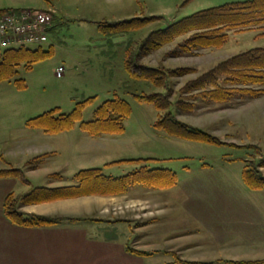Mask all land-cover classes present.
Segmentation results:
<instances>
[{
    "label": "rangeland",
    "instance_id": "obj_1",
    "mask_svg": "<svg viewBox=\"0 0 264 264\" xmlns=\"http://www.w3.org/2000/svg\"><path fill=\"white\" fill-rule=\"evenodd\" d=\"M247 1L252 0H118V4L112 6L98 3L91 5L89 2L74 6L64 2L73 8H64L60 13L58 12L56 18L59 21L54 23L55 27L48 35L47 44L42 46L43 52L52 51L51 56L35 62L30 70L26 69L25 65H21L17 69L15 78L0 83V170L20 169L24 174L30 173L34 185L45 183L47 189L60 185L52 180L46 181V177L59 171L64 170L65 175H70L71 179L77 172L87 169H102L105 175L121 177L139 166L122 164L105 167V165L121 160L151 158L157 159L158 162H147L141 166L171 171L178 182L176 188L180 185L190 188L200 184L205 188L214 180L233 184L237 188L241 182L244 162L250 168L258 170L264 177V167H262L264 166V85L230 86L232 89L239 88L250 93H258L234 94L228 104L227 102L222 105L212 104L208 101L196 104L199 100H194L191 102L194 106L191 112L179 109L177 120L217 138L224 144L223 146L161 138L153 128L158 112L152 105L139 104L131 97L133 94L153 93L154 89L148 82L133 80L127 75L123 69V48L118 45L141 42L151 32L165 28L166 23L180 21L198 12ZM29 5L14 9L34 8V5ZM137 17H160L162 21L120 39L99 30L103 23H118L116 22L118 19L125 18L123 21H129ZM248 29L250 31H244L247 30L244 28L241 29L243 31L238 29L227 31L228 40L220 49L191 51L184 47L187 37H182L150 54L143 63L158 70L180 68V70H189L191 73L187 75L170 79L173 95L168 99V102L181 100L189 103L190 100L177 94L186 83L239 54L253 49H264V27ZM58 67L64 68L61 78L55 76ZM19 81L22 88H19ZM116 98L125 101L131 110L130 117L123 124L124 133L117 137L89 138L81 131L79 124L68 132L54 136L25 127L27 121L44 113L59 109L61 114H69L76 104L91 99L82 111L81 122L86 123L93 120V114L99 106L105 101ZM164 100L159 102L166 104L167 101ZM44 155L48 156L40 162H34L35 158ZM50 157V163L45 164ZM43 163L45 165H42ZM204 164L213 168L211 180L201 174L200 169ZM34 166H41V169L29 172L28 168ZM25 176L28 178L27 174ZM52 177L54 178V175ZM233 186L231 190H235ZM29 187L35 188L33 185ZM9 190L15 196L30 194L29 189L19 181H15L14 185H0V192ZM142 190L140 187L135 189V191ZM178 190L179 188L175 192L177 193ZM152 191L174 192V190ZM18 206L19 212L23 214H36L28 213L27 208ZM45 208L47 209L36 211H48V209L58 211L56 206ZM61 208L70 210L67 211L69 213L79 209L75 204ZM86 209L89 213L95 214L89 217L92 220L103 217L109 223H117L116 218L122 217L116 214L118 207L114 209L112 206H104L101 213H108L106 216L100 214L94 202L89 201ZM51 218L63 221V217ZM139 231H142V228ZM7 236L10 239L9 243H13L11 240L14 238L13 232H9ZM16 239H20L18 240L20 243L27 242L25 237H16ZM26 249L22 251L23 256L11 259L20 261L22 259L26 264L25 257L30 256ZM50 257L58 258L54 255ZM165 260L168 259L141 258L137 259L136 264L160 263Z\"/></svg>",
    "mask_w": 264,
    "mask_h": 264
},
{
    "label": "crops",
    "instance_id": "obj_2",
    "mask_svg": "<svg viewBox=\"0 0 264 264\" xmlns=\"http://www.w3.org/2000/svg\"><path fill=\"white\" fill-rule=\"evenodd\" d=\"M64 2L74 6L86 2L103 6L118 4V0H0V13L9 10H55L57 14L51 27L52 33L54 23L59 21L56 17L61 10L73 8ZM29 4L34 5V8L14 9L19 6H30ZM64 16L66 17L65 14ZM123 20L125 18L118 19L116 22ZM156 23L159 21L152 24ZM172 23L174 21L166 23L165 27ZM129 34L131 33L112 37L120 39ZM135 43L137 42L118 45L123 48L125 56L128 48ZM162 137L165 136L161 135ZM50 159L51 157L45 164L50 163ZM151 159L158 162L157 159ZM242 164L243 173L246 163ZM35 167L30 168L31 170L28 168L29 172L40 168ZM200 170L203 176L206 175L211 180L213 168L204 164ZM242 173L241 182L237 188L233 184L214 180L210 181L209 186L205 188L201 184L190 188L180 185L176 193L177 182V185L167 189L174 190L172 193H157L144 189L135 191L136 187H133L121 196H85L49 203L20 204L21 208L25 207L29 210L28 213H36L35 215L44 217H63V221L55 226L29 229L15 227L8 222L3 212V203L6 196L13 193L11 190L1 191L0 264H25L22 259L20 261L11 258L23 256L22 251L26 247L30 255L25 257L26 264H136L137 259L150 257L168 259L152 264H176V259L191 264L262 262L264 261V190H249L242 180ZM26 174L28 178L30 177L33 187L47 189L45 183L34 185L30 173ZM74 176L71 179L70 175H65L63 170L46 177V181L52 180L60 184L51 189L67 188L74 185ZM15 181L0 179V185H14ZM231 186L236 191L231 190ZM26 187L29 189L28 193L33 189ZM89 201L97 204V210L102 216L108 215L106 212L101 213L104 206H112L114 209L118 207L116 214L122 217L116 218L117 223H109L103 217L92 220L89 217L95 214L89 213L86 209ZM74 204L79 209L73 210L72 213L67 212L70 210L61 208ZM50 206H56L58 211L49 209L39 211L40 213L36 211ZM137 228L139 230L142 228V231ZM9 232L14 234V238L11 239L13 243H9L10 239L7 236ZM6 237L8 240H4ZM16 237H25L27 242L20 243L18 242L20 239ZM129 249L149 254V256L136 257L128 252ZM47 254L58 258H52ZM43 257L49 259L45 260Z\"/></svg>",
    "mask_w": 264,
    "mask_h": 264
},
{
    "label": "trees",
    "instance_id": "obj_3",
    "mask_svg": "<svg viewBox=\"0 0 264 264\" xmlns=\"http://www.w3.org/2000/svg\"><path fill=\"white\" fill-rule=\"evenodd\" d=\"M160 20H162L160 17H137L118 23H103L99 30L108 35H123L137 32ZM260 27H264V0H252L226 4L198 12L191 17L169 24L163 29L151 32L141 42L129 47L124 56V69L127 75L133 80L148 82L154 89L153 93L133 94L131 97L139 104L152 105L158 112V117L153 124L154 130L172 139L202 145L223 146L224 144L220 143L217 138L182 123L176 119V116L180 111L191 112L190 110L194 108L191 102L194 100H199L196 104L208 101L212 104L222 105L226 102L228 104L234 94L256 95L258 92L250 93L245 89H232L230 86L264 85V49H253L239 54L219 63L207 73L186 83L177 94L188 101L190 100L189 103L181 100L168 102V99L173 95L170 79L187 75L191 73L189 70H180L181 68L158 70V68L144 65L143 60L182 37H187L184 47L191 51L220 49L228 40L227 31L241 30L242 28L247 29L244 31H250L248 28ZM51 54V50L43 52L42 47L33 50L0 51V83L15 78L17 69L21 65H25V68L30 70L32 64L50 57ZM22 87L20 82L19 88ZM164 99L167 103L161 104L159 101ZM90 100L76 104L69 114H61L59 109H54L27 121L25 125L29 129L40 130L49 136L68 132L76 124H79L83 133L93 139L122 135L124 133L123 124L131 115L129 105L118 98L105 101L95 110L93 120L84 123L81 122L82 111ZM179 109L181 110L179 111ZM46 156L48 155L35 158L34 162H40ZM147 162L157 161L153 159L116 161L105 167L122 164L139 167H135L121 177L105 175L102 169L82 170L74 176V185L71 187L61 189L33 188L29 195L20 197L9 194L3 203L4 215L8 222L15 227L23 229L51 227L57 225L61 219L26 215L19 212L18 205L49 203L85 196H121L133 187L161 191L176 185L175 174L165 169L141 166ZM0 179H13L25 186L31 185L30 180L20 169L0 170ZM242 180L251 191L264 190V177L259 174L258 170L250 168L248 165L242 173ZM128 252L136 257L149 256V254L132 249H129ZM175 263L191 264L184 263L179 259H176ZM230 264H264V261Z\"/></svg>",
    "mask_w": 264,
    "mask_h": 264
},
{
    "label": "built area",
    "instance_id": "obj_4",
    "mask_svg": "<svg viewBox=\"0 0 264 264\" xmlns=\"http://www.w3.org/2000/svg\"><path fill=\"white\" fill-rule=\"evenodd\" d=\"M55 14L54 10H9L1 13L0 51L37 49L46 45ZM63 74L64 68L58 67L56 78Z\"/></svg>",
    "mask_w": 264,
    "mask_h": 264
}]
</instances>
